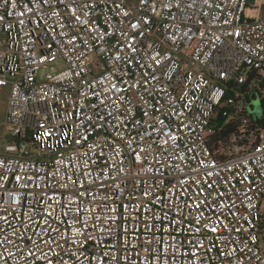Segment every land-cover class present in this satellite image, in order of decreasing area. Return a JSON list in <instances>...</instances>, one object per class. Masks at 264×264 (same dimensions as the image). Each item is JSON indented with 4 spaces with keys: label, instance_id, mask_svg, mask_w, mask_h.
Instances as JSON below:
<instances>
[{
    "label": "built area",
    "instance_id": "1",
    "mask_svg": "<svg viewBox=\"0 0 264 264\" xmlns=\"http://www.w3.org/2000/svg\"><path fill=\"white\" fill-rule=\"evenodd\" d=\"M0 81V264H264V0H0Z\"/></svg>",
    "mask_w": 264,
    "mask_h": 264
},
{
    "label": "trees",
    "instance_id": "2",
    "mask_svg": "<svg viewBox=\"0 0 264 264\" xmlns=\"http://www.w3.org/2000/svg\"><path fill=\"white\" fill-rule=\"evenodd\" d=\"M260 86H263V83H260ZM257 96L258 94L255 93L252 100L256 99ZM261 100L264 107V99ZM225 107L226 106L220 107L216 117L213 119L212 128L214 129V133L210 136V142L214 147L237 132L238 123H224L226 118L223 116L222 111ZM253 124V128L264 129V119L262 123H258V125L255 124V121H253Z\"/></svg>",
    "mask_w": 264,
    "mask_h": 264
},
{
    "label": "rangeland",
    "instance_id": "3",
    "mask_svg": "<svg viewBox=\"0 0 264 264\" xmlns=\"http://www.w3.org/2000/svg\"><path fill=\"white\" fill-rule=\"evenodd\" d=\"M254 0H249V3H253ZM66 68L64 60L58 58L48 65V68H42L40 70V79H44L47 71L57 72ZM10 92V86H5L0 89V134L3 133L6 126L7 112H8V94ZM258 123V122H257ZM10 136L5 138L6 141L11 140ZM1 142V136H0ZM30 145V144H29Z\"/></svg>",
    "mask_w": 264,
    "mask_h": 264
},
{
    "label": "water",
    "instance_id": "4",
    "mask_svg": "<svg viewBox=\"0 0 264 264\" xmlns=\"http://www.w3.org/2000/svg\"><path fill=\"white\" fill-rule=\"evenodd\" d=\"M251 102H253V105L249 107L251 118L258 123H262L264 119V107L260 96H257L256 99Z\"/></svg>",
    "mask_w": 264,
    "mask_h": 264
},
{
    "label": "snow or ice",
    "instance_id": "5",
    "mask_svg": "<svg viewBox=\"0 0 264 264\" xmlns=\"http://www.w3.org/2000/svg\"><path fill=\"white\" fill-rule=\"evenodd\" d=\"M4 83L3 81H0V84ZM170 139H174L172 137H170ZM0 179H5V178H0ZM17 180L20 179V177H16ZM197 199H199V197H197ZM29 255H32L31 253H29ZM5 264H6V258H5ZM46 264H52V261L50 259H46Z\"/></svg>",
    "mask_w": 264,
    "mask_h": 264
},
{
    "label": "crops",
    "instance_id": "6",
    "mask_svg": "<svg viewBox=\"0 0 264 264\" xmlns=\"http://www.w3.org/2000/svg\"><path fill=\"white\" fill-rule=\"evenodd\" d=\"M250 102H251V101H250ZM252 103H253V102H251V103H250V106H252V105H253Z\"/></svg>",
    "mask_w": 264,
    "mask_h": 264
}]
</instances>
